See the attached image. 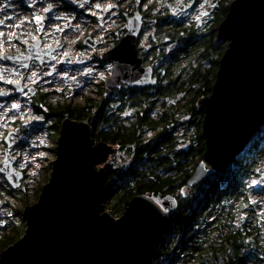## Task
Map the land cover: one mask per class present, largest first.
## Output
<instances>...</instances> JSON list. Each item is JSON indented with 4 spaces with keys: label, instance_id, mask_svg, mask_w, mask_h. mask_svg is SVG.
<instances>
[{
    "label": "water",
    "instance_id": "1",
    "mask_svg": "<svg viewBox=\"0 0 264 264\" xmlns=\"http://www.w3.org/2000/svg\"><path fill=\"white\" fill-rule=\"evenodd\" d=\"M193 4H180L176 9L184 11ZM141 30L137 14L127 33L105 56L114 62L113 73L105 82V96L121 84H157L153 65H145L140 55ZM219 32L229 43L212 92L199 100L205 111L206 150L188 179L190 185L227 167L264 125V0H233ZM19 132L16 129L7 136V159ZM94 135L89 119H64L51 175L39 199L25 206V231L1 251L0 264H147L156 253L170 217L179 207V197L173 192L140 193L120 216H114L104 207L110 185L101 164L115 147L96 141ZM5 167L12 186H21L23 171L11 159Z\"/></svg>",
    "mask_w": 264,
    "mask_h": 264
},
{
    "label": "trees",
    "instance_id": "2",
    "mask_svg": "<svg viewBox=\"0 0 264 264\" xmlns=\"http://www.w3.org/2000/svg\"><path fill=\"white\" fill-rule=\"evenodd\" d=\"M229 8L230 5L223 19ZM154 14L158 37L163 32L168 33L172 42L185 44L177 49L165 71L163 65L160 67L157 63L163 60L166 47L156 37L147 59L157 69L158 84L139 88L122 85L126 91L117 98L121 106L115 111L112 96H109L98 102L89 98L84 105H49L48 114L57 119L59 128L66 117L89 119L96 129V141L118 145L122 158L112 159L104 166L108 173L107 184L111 187L104 207H112L115 216H119L117 213L137 194L157 196L190 187L191 194L180 198L178 209L170 217L169 229L151 258L159 260L156 264H162L163 259H169L167 264H209L222 254L227 255L226 264H264L262 225L251 216L262 204L260 196H264V185L256 187L260 191L257 201L246 205L251 201L250 178L264 166V125L256 133L257 137L252 138L254 141L227 167L216 170L200 183H188L206 150L202 132L205 111L198 103L212 92L217 73L211 80L210 68L203 69L201 64L186 71L176 72L175 68L182 64V56L191 54L195 58L197 53V57L207 60L212 57L211 61H217L220 66L228 42L217 31L210 40L201 43V34L195 33L192 26L167 27L169 16L163 12ZM218 49L222 51L217 60L214 50ZM183 94L185 96L179 97ZM42 100L44 96L35 103L37 108ZM124 108L131 109L129 116L122 115ZM157 109L161 111L155 115ZM193 125L196 128L190 138L188 127ZM246 208L245 218L238 222L239 214ZM253 233L252 241L249 237Z\"/></svg>",
    "mask_w": 264,
    "mask_h": 264
},
{
    "label": "flooded vegetation",
    "instance_id": "3",
    "mask_svg": "<svg viewBox=\"0 0 264 264\" xmlns=\"http://www.w3.org/2000/svg\"><path fill=\"white\" fill-rule=\"evenodd\" d=\"M110 4L113 7L109 8ZM160 12L159 9L156 12L149 0H0V144L3 145L0 173L9 183L5 173L6 163L11 159L13 166L21 170L16 154L22 138L21 131L23 134L17 115L21 110L20 102L25 100L32 106L40 97L46 99L47 94L45 85L32 82L27 72L36 68L42 71L53 65L67 72L80 68L83 63L106 65L109 72L101 79L103 83L98 89L104 95L105 82L114 67V62L105 56L127 33L131 18L137 14L142 21L138 37L140 55L144 57L145 65H152L147 58L149 48L158 39L154 13ZM36 17L41 18L39 22ZM50 58L53 60L49 62ZM154 70L157 75L155 67ZM122 85L127 84H121L115 91ZM77 89L73 86L74 91ZM13 105L19 107L13 108ZM16 129H20L19 140L10 159H7V136ZM22 171V185L14 188L10 183L13 189H26V172Z\"/></svg>",
    "mask_w": 264,
    "mask_h": 264
},
{
    "label": "rangeland",
    "instance_id": "4",
    "mask_svg": "<svg viewBox=\"0 0 264 264\" xmlns=\"http://www.w3.org/2000/svg\"><path fill=\"white\" fill-rule=\"evenodd\" d=\"M231 1L232 0H149V4H154L156 12L157 9H159V12L163 11V14L169 16L168 19H170V22L167 27H170L171 25H179L178 27L182 29L192 26L195 33L198 32L201 34L202 38L200 42L203 43L204 40H210V37L214 36L217 31L220 35L219 25L222 22ZM191 2H194L192 5L193 7L184 10L186 12H181L176 9L180 4ZM149 33L150 31L145 34L146 39L149 37ZM163 33L159 34L160 36L158 38L162 43L161 45H165L166 54L164 55L163 60H159L157 66L163 65V69L166 71V67L168 66L169 61L174 57L177 49L180 47L183 48L185 44L181 42H172L168 33L166 32L167 35H164ZM197 39L198 38H196V40ZM222 39L224 38L222 37ZM224 40L229 43V40ZM219 50L220 49L217 51L214 50V57H216L217 60L220 59L221 56L222 50ZM197 56L198 53L195 58L191 57V54L188 56H182L183 58L180 59L182 64L179 67L176 66V72L186 71L194 68L195 65L201 64L203 69L206 67L211 69H209L208 75L209 78L213 80L219 68L218 62L211 61L212 57H210V60H207L203 56ZM108 72L109 69L106 65H94L88 63H83L80 68L71 70L70 72L61 70L58 66L54 65L45 67L42 71L40 68H36L27 72V74L31 76L32 82H42L43 85H45V93L47 94H45L46 99L39 102L40 107L38 108L35 106L36 102L34 104L32 103V106L25 100H21L20 102L21 110L17 115L20 118V126L23 129V134L21 131L22 138L16 154L20 159V169L25 170L26 172L24 181L27 183H25L26 189H13L11 184L0 173V203L2 205L0 210V253L5 248V245L14 242L24 233L26 226L23 214L24 208L26 205L33 204L39 199L42 188L51 175L52 161L56 157V146L58 143L60 128L57 119L54 120V117L48 114V111L50 110L49 105L56 106L67 103L84 105L89 98L98 102L101 98H105L103 93L99 92L98 89L100 88V84L103 83L101 79L107 77ZM73 86L78 87L77 91L73 90ZM125 91L126 88L122 86L113 93L111 100L114 111L118 109L117 107L121 106V101L117 98L121 97ZM182 96L185 95L183 94L179 97ZM124 109L122 115L125 117L129 116L131 109ZM160 111L161 109H157L154 111V114L157 115ZM103 127H105V125H103ZM195 128V125L188 127V131L191 134L190 138L193 137ZM94 132V137L97 139L95 128ZM257 135L253 139H255ZM253 141L254 140H251L249 143H252ZM113 145L116 150L112 152L108 161L101 164L102 166H105L112 159L122 158V153L118 150V145ZM2 153L3 145L0 144V159L2 158ZM253 181H256L257 183H253ZM249 182H251L253 186L250 188L251 201L246 203L247 206L251 202H256L260 195V191H258V188L256 187L264 185V166L259 169L257 174L250 178ZM202 189L204 190L203 187ZM172 192L180 199L187 196L189 197L191 189L187 185ZM162 194L163 193L160 195ZM260 199L262 204L258 206L257 211L253 215L251 214V216H253L252 219L254 221L257 219L260 220L262 225V236H264V196L261 195ZM106 209L114 215L112 207H107ZM123 211L121 210L117 214L120 216ZM246 211H248L247 208L239 214L238 222H242L245 218L244 213ZM239 225L240 223L237 224L236 227ZM254 236L255 233L251 234L249 240H252ZM262 240L264 241V238ZM246 250H248V248H246ZM226 257L227 255L222 254L217 261L210 260L209 264H226ZM168 262L169 259H163L162 264H167ZM156 263H159V260L154 258L147 264Z\"/></svg>",
    "mask_w": 264,
    "mask_h": 264
},
{
    "label": "snow or ice",
    "instance_id": "5",
    "mask_svg": "<svg viewBox=\"0 0 264 264\" xmlns=\"http://www.w3.org/2000/svg\"><path fill=\"white\" fill-rule=\"evenodd\" d=\"M97 7H99V5H97ZM109 8H111V7H113V5H109L108 6ZM107 10V9H106ZM45 11H47V9H45ZM36 20H37V22H39V20L41 19L40 17H36L35 18ZM11 82V81H10ZM19 107V105H13V108H18ZM253 183H257L256 181H253Z\"/></svg>",
    "mask_w": 264,
    "mask_h": 264
},
{
    "label": "bare ground",
    "instance_id": "6",
    "mask_svg": "<svg viewBox=\"0 0 264 264\" xmlns=\"http://www.w3.org/2000/svg\"><path fill=\"white\" fill-rule=\"evenodd\" d=\"M106 29H108V28H106ZM105 30V29H104ZM111 32H109V34H110ZM117 35V34H116ZM109 36V35H108ZM111 36V35H110ZM109 36V37H110ZM120 36V35H119ZM140 48V47H139ZM141 49V48H140ZM142 51V50H141ZM159 79V78H158ZM158 82H159V80H158ZM158 84V83H157ZM57 143V142H56ZM25 183H27V182H25ZM22 185V184H21ZM21 187V186H20ZM33 187V186H32ZM31 188V187H30Z\"/></svg>",
    "mask_w": 264,
    "mask_h": 264
}]
</instances>
